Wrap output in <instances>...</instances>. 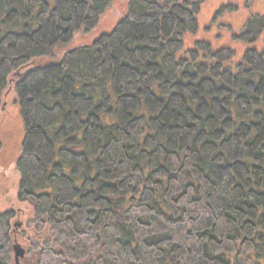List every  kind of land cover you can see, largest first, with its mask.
Listing matches in <instances>:
<instances>
[{"label": "trees", "instance_id": "obj_1", "mask_svg": "<svg viewBox=\"0 0 264 264\" xmlns=\"http://www.w3.org/2000/svg\"><path fill=\"white\" fill-rule=\"evenodd\" d=\"M112 2L0 0L26 207L0 212V264L17 243L20 264H264V42L239 60L184 51L202 0H128L110 32L59 51Z\"/></svg>", "mask_w": 264, "mask_h": 264}, {"label": "rangeland", "instance_id": "obj_2", "mask_svg": "<svg viewBox=\"0 0 264 264\" xmlns=\"http://www.w3.org/2000/svg\"><path fill=\"white\" fill-rule=\"evenodd\" d=\"M128 0H113L108 9L100 16L95 29L89 32L75 33L60 52L80 44L89 43L101 33L110 32L126 13ZM229 6L221 9V6ZM221 9V12L217 13ZM225 9V10H224ZM252 14L264 16V0H202L197 15L198 29L185 35L184 51L192 49L196 41L210 43L212 49L229 47L235 50V60L249 48H260L264 42V29L259 39L250 42L241 36H251L242 31V24ZM121 17V18H120ZM182 54V53H180ZM13 88L4 91L0 107V212L7 208L25 210V204L16 199L18 171L15 162L21 152L23 138V120ZM17 220H21L19 217ZM18 244V243H17ZM24 249V247L22 246Z\"/></svg>", "mask_w": 264, "mask_h": 264}, {"label": "water", "instance_id": "obj_3", "mask_svg": "<svg viewBox=\"0 0 264 264\" xmlns=\"http://www.w3.org/2000/svg\"><path fill=\"white\" fill-rule=\"evenodd\" d=\"M25 254V250L22 248L20 244L14 245V255H15V264H20V258H22Z\"/></svg>", "mask_w": 264, "mask_h": 264}]
</instances>
